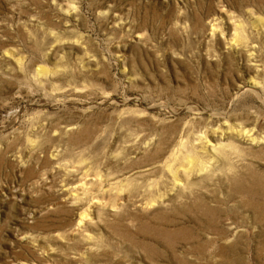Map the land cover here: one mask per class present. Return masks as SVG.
<instances>
[{"label": "rangeland", "instance_id": "374dc122", "mask_svg": "<svg viewBox=\"0 0 264 264\" xmlns=\"http://www.w3.org/2000/svg\"><path fill=\"white\" fill-rule=\"evenodd\" d=\"M0 264H264V0H0Z\"/></svg>", "mask_w": 264, "mask_h": 264}]
</instances>
